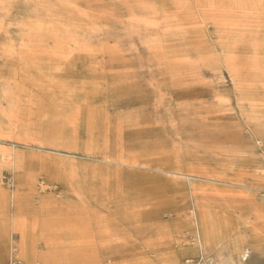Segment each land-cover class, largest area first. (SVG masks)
<instances>
[{
    "label": "rangeland",
    "instance_id": "374dc122",
    "mask_svg": "<svg viewBox=\"0 0 264 264\" xmlns=\"http://www.w3.org/2000/svg\"><path fill=\"white\" fill-rule=\"evenodd\" d=\"M0 264H264V0H0Z\"/></svg>",
    "mask_w": 264,
    "mask_h": 264
},
{
    "label": "bare ground",
    "instance_id": "6f19581e",
    "mask_svg": "<svg viewBox=\"0 0 264 264\" xmlns=\"http://www.w3.org/2000/svg\"><path fill=\"white\" fill-rule=\"evenodd\" d=\"M246 254H247V252H245V253L243 254V258L246 257Z\"/></svg>",
    "mask_w": 264,
    "mask_h": 264
}]
</instances>
